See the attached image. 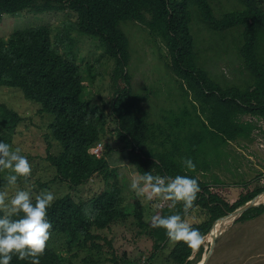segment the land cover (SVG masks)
Masks as SVG:
<instances>
[{
  "label": "trees",
  "instance_id": "1",
  "mask_svg": "<svg viewBox=\"0 0 264 264\" xmlns=\"http://www.w3.org/2000/svg\"><path fill=\"white\" fill-rule=\"evenodd\" d=\"M23 10L73 12L75 19L64 26V32L77 30L96 38L104 54L113 61L108 106L119 135L125 139L127 161L140 176L151 171L154 176L179 174L197 178L199 192L186 213L181 202L170 200L153 216L181 214L185 219L196 209L205 215L199 222L188 224L205 236L215 220L264 191V187L248 190L230 202L213 190L205 174L199 175L210 169V155H219L221 147L238 138H252L257 128L255 120L264 119V8L259 0H242L240 7L219 16L211 0H0V20L4 14ZM195 18L219 33L239 31L238 53L250 73L245 85L223 84L201 65L192 30ZM128 21L143 24L152 37L164 43L166 66L180 81L183 101L190 97L191 108L185 103L179 114H167L160 121H152L150 113L141 109L139 102L144 98L137 97L132 90L129 72L132 49L122 26ZM65 39L69 41V37L62 38L61 30L60 38L54 41L52 28L46 25L16 31L8 38L0 37V89L2 86L21 89L25 98L39 103L54 117L51 127L62 150L49 158L66 179L78 186L95 174H104L108 167L104 153L98 158L90 152L92 146L109 136L108 119L103 107L92 104V91L83 83L87 77L74 61L72 51L62 53L59 49V43L72 46ZM91 76L90 73V79ZM246 115L254 120H243ZM22 118L0 99V126L5 131H14ZM0 140L10 144L11 136L2 134ZM184 157L193 159L194 171L182 166ZM109 176L113 178L91 198L71 193L56 198L48 212L50 233H65L71 245L82 237L101 250V244L95 240L107 239L102 234L105 230L113 231L116 223L125 226L132 216L136 221L130 227L137 228V235L150 239L152 247L148 252L143 250L146 262L137 263L136 250L131 255L125 256V252L118 256L108 240L114 264H163V261L193 264L195 258L201 257L203 245L193 259L194 250L183 241L167 251L169 240L165 230L152 227V218L144 219V205L138 199L134 211L129 213L121 197L123 186L116 177ZM7 185L0 173V190ZM262 214L264 204L245 211L237 221H248ZM165 250L168 253L163 257ZM11 264L27 262L14 257ZM40 264H61L60 255L50 248L49 241Z\"/></svg>",
  "mask_w": 264,
  "mask_h": 264
},
{
  "label": "rangeland",
  "instance_id": "2",
  "mask_svg": "<svg viewBox=\"0 0 264 264\" xmlns=\"http://www.w3.org/2000/svg\"><path fill=\"white\" fill-rule=\"evenodd\" d=\"M259 1L264 8V0ZM211 2L219 16L228 10L240 7L242 0H211ZM74 19L75 14L68 10L41 13L23 10L4 14L0 20V37L8 38L16 31L39 25L52 28L54 41L60 38L61 30L62 38L69 37V41L66 39L65 41L72 46L67 47L59 43V49L62 53L72 51L74 61L87 77L83 83L92 91V104L96 103L105 109L108 119L106 131L109 136L101 141L108 167L105 168L104 174H95L82 185H74L69 181L70 178L66 179L64 173L60 172L49 158L50 154L57 155L62 150L51 127L54 117L44 111L39 103L26 99L21 89L2 86L1 102H5L23 118L14 131H5L0 126V136L10 135V145L13 149L19 147L32 166L28 177H20L15 186L7 185L2 190H7L9 196L13 195L16 189H26L33 194L41 190H51L56 198L67 193L75 197L91 198L104 189L107 181L113 178L109 175H113L123 186L121 197L124 199L127 211L129 213L134 211L135 200L138 199L144 205V219L150 220L162 206L170 203V199H166L164 194H152L153 198L148 199L150 188L147 193L139 195L131 189V181L134 178L139 180L141 176L127 161V152L124 150L125 139L119 135L117 123L108 106L112 93L113 61L104 54L96 38L82 35L77 30L69 34L64 32V26L72 24ZM122 26L130 38L132 49L129 71L132 75V90L137 97L144 98L139 102L141 109L150 113L152 121H160L161 117L167 114H179L181 112L179 108L185 103L191 108L190 97L183 101L180 81L166 66L164 57L167 49L161 39L152 37L141 23L128 21ZM192 30L197 41L200 63L210 72L209 74L223 84L245 85L250 73L245 69L238 53L241 42L239 31L219 33L209 29L197 18L192 22ZM90 65H92L91 70ZM251 119L254 120L250 115L243 118V120ZM255 121L257 128L253 131L252 138L241 137L224 145L220 148L219 155L215 153L210 155L212 160L210 169L206 173H199L201 177L205 174L213 190L230 202H235L248 190L264 187V119ZM6 175L7 172L2 173L5 179ZM181 204L183 208V203ZM204 215L193 209L184 220L187 223L199 222ZM134 221L136 219L130 216L125 226L116 223L113 231L105 230L102 234L107 236V239L95 240L101 244V250L93 248V244L86 243L82 237L79 242L71 245L68 236L58 232L51 234L49 246L60 255L61 264H114V261H111L112 249L107 244L110 240L116 255L122 256L126 252L125 256H128V253L136 250L137 263L140 261L144 263L146 255L143 254V250L150 251L152 242L137 235L136 227H130ZM208 239L209 236H205L202 244L204 250L200 258H195L197 253L193 252L191 256L195 258L193 264L199 263L209 251L211 243ZM216 241L214 252L207 264H264V214L248 221H236L230 224ZM168 242L167 251L175 245ZM167 251L165 250L163 257L167 255ZM165 262L163 261V264H168Z\"/></svg>",
  "mask_w": 264,
  "mask_h": 264
},
{
  "label": "clouds",
  "instance_id": "3",
  "mask_svg": "<svg viewBox=\"0 0 264 264\" xmlns=\"http://www.w3.org/2000/svg\"><path fill=\"white\" fill-rule=\"evenodd\" d=\"M91 148L90 152L94 154ZM181 163L188 170L196 168L191 157L182 158ZM31 171V163L22 150L19 147L13 149L9 143L0 140V173L7 172L6 183L15 186L20 177H28ZM130 187L138 195L147 193L150 188L148 199L153 198L152 194H164L174 203L182 202L185 213L192 207L199 192L198 180L193 176L177 174L162 177L154 176L151 171L145 172L139 180L134 178ZM55 199L51 190L33 194L26 189H16L11 196L7 190H0V264H11L14 257L27 264H40L51 235L48 212ZM151 226L163 228L171 243L183 241L193 250L205 240L200 230L188 224L181 214L153 216Z\"/></svg>",
  "mask_w": 264,
  "mask_h": 264
},
{
  "label": "water",
  "instance_id": "4",
  "mask_svg": "<svg viewBox=\"0 0 264 264\" xmlns=\"http://www.w3.org/2000/svg\"><path fill=\"white\" fill-rule=\"evenodd\" d=\"M264 193L261 192L260 194H257L256 196H254L251 200H249L248 202H246L244 205L238 207L237 209H235L234 211L230 212V213H227L226 215L220 217L219 219L215 220V222L213 223L210 231L208 232V234L210 235L212 232H213V229L216 227L217 223L220 221V220H223L227 217H230V216H234L233 220L228 223V224H224V226L222 227V229H226L228 226H230V224L234 223L237 221V219L247 210L253 208V207H257L261 204H264V201H259L258 200V197ZM223 231L220 230L219 233H214L213 234V239L210 240V243H211V246H210V249L209 251L203 256L202 260L197 263V264H207V262L209 261L211 255L213 254L214 252V248H215V244H216V240L218 238V236L222 233ZM209 235H205V236H209ZM204 236V237H205ZM199 249V248H198ZM198 249L194 250V254L198 251Z\"/></svg>",
  "mask_w": 264,
  "mask_h": 264
},
{
  "label": "bare ground",
  "instance_id": "5",
  "mask_svg": "<svg viewBox=\"0 0 264 264\" xmlns=\"http://www.w3.org/2000/svg\"><path fill=\"white\" fill-rule=\"evenodd\" d=\"M258 200H259V201H263V200H264V193H262V194L258 197ZM233 218H234V216H230V217H227V218H225V219H223V220H220V221L217 223L216 227L213 229V232L209 235V239H208V241H210V240L213 239V234H214V233H219L220 230L223 231L222 227L224 226V224H228V223H230V222L233 220Z\"/></svg>",
  "mask_w": 264,
  "mask_h": 264
},
{
  "label": "built area",
  "instance_id": "6",
  "mask_svg": "<svg viewBox=\"0 0 264 264\" xmlns=\"http://www.w3.org/2000/svg\"><path fill=\"white\" fill-rule=\"evenodd\" d=\"M103 150V142H98L96 146L93 147L92 152L98 157L101 156Z\"/></svg>",
  "mask_w": 264,
  "mask_h": 264
}]
</instances>
